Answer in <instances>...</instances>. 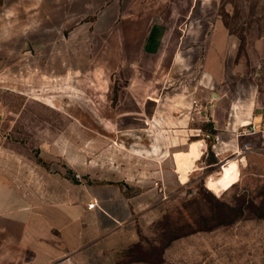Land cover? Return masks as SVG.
I'll return each instance as SVG.
<instances>
[{"label":"rangeland","instance_id":"1","mask_svg":"<svg viewBox=\"0 0 264 264\" xmlns=\"http://www.w3.org/2000/svg\"><path fill=\"white\" fill-rule=\"evenodd\" d=\"M127 2L0 0L4 145L26 166L75 182L117 176L136 182L128 194L151 188L158 212L111 264H264V137L240 126L234 108L249 103L253 87L264 110V0L196 2L178 47L173 36L163 59L108 45L106 30ZM216 20L232 43L221 61L213 54L207 61ZM172 124L188 126L179 140L169 136ZM192 142L201 152L182 181L174 154ZM232 160L236 171L208 187Z\"/></svg>","mask_w":264,"mask_h":264},{"label":"crops","instance_id":"2","mask_svg":"<svg viewBox=\"0 0 264 264\" xmlns=\"http://www.w3.org/2000/svg\"><path fill=\"white\" fill-rule=\"evenodd\" d=\"M198 1L203 4L209 0H128L119 20L106 30L107 41H114L108 45H134L140 48L139 53L156 54L163 59V50L173 36L175 42L170 45L178 47L182 37L179 33L189 27L186 21ZM184 5H187L185 12L179 10ZM181 15L185 17L180 21ZM210 29L205 56L207 61L212 54L220 60V52L226 53L232 39L222 20L214 21ZM262 47L260 42L258 48ZM178 54L174 49L167 56L170 69L178 63ZM237 102L234 108L243 114L239 125L253 126L256 128L253 134L264 137V110L253 87L249 103ZM235 116L238 117L237 111ZM5 125L0 118V264H24L20 262V247L26 248L30 256L27 264H111L119 252L138 242L139 228H145L146 219L158 212V197L151 188L131 195L126 192V185L136 182L122 177L75 182L61 172L26 166L20 156L4 145ZM169 127L172 128L169 136H178V140L183 136L182 130L188 128L177 124ZM200 142H192L186 151L176 152L174 160L192 156L197 160ZM176 145L179 144L171 147ZM9 158L13 160L11 165L3 166L4 159ZM157 169L155 165L150 170L156 173ZM86 171L91 176L96 174ZM112 174L118 173L112 170ZM24 187L26 193L22 191ZM90 203L95 205L88 208ZM9 226L16 229L7 230Z\"/></svg>","mask_w":264,"mask_h":264},{"label":"bare ground","instance_id":"3","mask_svg":"<svg viewBox=\"0 0 264 264\" xmlns=\"http://www.w3.org/2000/svg\"><path fill=\"white\" fill-rule=\"evenodd\" d=\"M196 156H192V157H185V158H177L175 160V165H176V170L177 173L179 174V178H181V180H185L186 176H187V172L191 169V167L193 166V161L196 159ZM237 162L232 160V161H227V163L225 165L222 166L221 168V173L218 177L216 178H212L209 177L207 180V185L208 187L216 184V183H220L223 182L227 176H230L232 173H234L236 171L237 167ZM178 178V179H179Z\"/></svg>","mask_w":264,"mask_h":264},{"label":"built area","instance_id":"4","mask_svg":"<svg viewBox=\"0 0 264 264\" xmlns=\"http://www.w3.org/2000/svg\"><path fill=\"white\" fill-rule=\"evenodd\" d=\"M252 129H253V131H255L253 126H252ZM94 205H95V203H90L87 206H88V208H92Z\"/></svg>","mask_w":264,"mask_h":264}]
</instances>
